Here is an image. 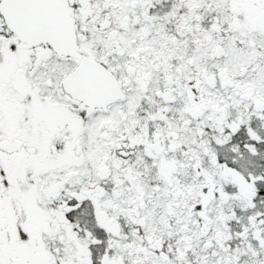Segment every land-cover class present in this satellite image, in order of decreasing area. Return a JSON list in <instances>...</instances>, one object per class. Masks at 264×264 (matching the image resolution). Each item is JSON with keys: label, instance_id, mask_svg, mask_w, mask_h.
I'll use <instances>...</instances> for the list:
<instances>
[{"label": "snow or ice", "instance_id": "obj_1", "mask_svg": "<svg viewBox=\"0 0 264 264\" xmlns=\"http://www.w3.org/2000/svg\"><path fill=\"white\" fill-rule=\"evenodd\" d=\"M0 264H264V0H0Z\"/></svg>", "mask_w": 264, "mask_h": 264}]
</instances>
